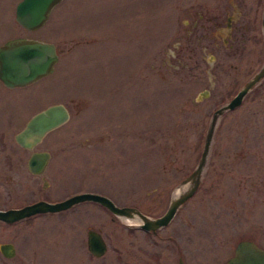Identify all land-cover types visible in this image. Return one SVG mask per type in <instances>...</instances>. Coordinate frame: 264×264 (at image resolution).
Returning <instances> with one entry per match:
<instances>
[{"label": "rangeland", "instance_id": "374dc122", "mask_svg": "<svg viewBox=\"0 0 264 264\" xmlns=\"http://www.w3.org/2000/svg\"><path fill=\"white\" fill-rule=\"evenodd\" d=\"M16 1L0 0V43L50 41L58 58L32 83L0 82V207L93 191L160 215L199 158L212 110L255 69L209 67L210 55L188 32L195 0H61L35 30L14 20ZM202 89L208 93L196 100ZM54 102L69 117L32 148L49 159L42 174H31L30 151L13 134ZM217 121L197 189L156 233L81 201L0 222V242L16 252L0 254V263L177 264L181 256L185 264H220L239 239L264 247V79ZM87 228L106 242L100 257L86 251Z\"/></svg>", "mask_w": 264, "mask_h": 264}, {"label": "water", "instance_id": "95a60500", "mask_svg": "<svg viewBox=\"0 0 264 264\" xmlns=\"http://www.w3.org/2000/svg\"><path fill=\"white\" fill-rule=\"evenodd\" d=\"M60 1L18 0L14 6V19L22 28L35 30L46 22L52 8ZM57 58L55 45L50 41L24 36L8 38L0 43V81L8 88L34 82L53 71ZM263 77L264 62L228 101L212 111L205 129L199 158L193 169L179 181L176 186L179 189L175 193L173 191L165 210L160 215L151 217L133 205H117L104 194L81 191L55 201L37 199L20 206L0 208V221L12 223L37 213L56 212L75 203L90 200L104 206L115 216L136 219V226L143 230L154 232L165 226L179 206L195 192L200 183L201 173L207 160L219 116L225 110L237 106L245 93ZM199 95H206L205 89L200 91L196 98H199ZM68 117V109L63 103H51L31 114L23 126L14 133L13 138L17 145L30 150L25 162L29 173L42 174L49 159L48 151L32 150V148L49 130L64 123ZM42 185L46 186L44 179ZM86 244L88 250L95 255L102 254L106 247L100 232L92 228L86 230ZM0 251L5 256H11L13 247L9 242L0 243ZM178 264L184 263L180 260ZM222 264H264V248L255 244L251 239H239L232 254Z\"/></svg>", "mask_w": 264, "mask_h": 264}, {"label": "flooded vegetation", "instance_id": "af4514ba", "mask_svg": "<svg viewBox=\"0 0 264 264\" xmlns=\"http://www.w3.org/2000/svg\"><path fill=\"white\" fill-rule=\"evenodd\" d=\"M204 1L205 2L203 3H200L198 0H195V2H193L195 5L194 18L192 19L188 27V32L191 35V38L193 39L195 45L197 44V46L201 48L202 52L204 53L207 52L210 55L208 61L209 67L212 68L215 65L216 68L222 69L225 67V68L235 69L237 67L239 68L244 66L245 68L248 69L254 68L255 71L258 70L264 62V22H263L264 0H204ZM218 54L224 55L226 58L223 59L222 57L217 59L216 55ZM209 76L212 77L213 76L212 73H209ZM262 79H264V77ZM205 91L207 94L208 93L207 89H205ZM236 91L237 89L234 91V93ZM233 94L229 98H231ZM202 96L203 95H199V98H195V99L199 100ZM226 111L227 110H225L224 112ZM98 205L100 204L98 203ZM7 207H0V208H7ZM12 223H5V224H12ZM157 230L158 229H156L154 232L145 230V232L154 234L156 233ZM6 242L9 241H3L0 243H6ZM9 243L13 247L12 242ZM85 248L88 254L92 258L100 257L106 250L105 247V250L102 254L100 255L92 254L87 248L86 237H85ZM15 253L16 252L14 250V247H13V254L11 256H5L0 251V254L4 258H10ZM230 255H228L220 264H222ZM180 260L184 263L181 256L177 257L176 263L178 264Z\"/></svg>", "mask_w": 264, "mask_h": 264}, {"label": "bare ground", "instance_id": "6f19581e", "mask_svg": "<svg viewBox=\"0 0 264 264\" xmlns=\"http://www.w3.org/2000/svg\"><path fill=\"white\" fill-rule=\"evenodd\" d=\"M179 188L178 187H175V189H174V193L178 190ZM124 219H126V220H129V218H124ZM133 221H137L136 219H132Z\"/></svg>", "mask_w": 264, "mask_h": 264}]
</instances>
